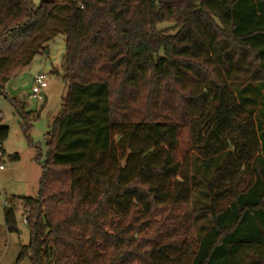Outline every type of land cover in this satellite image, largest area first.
Returning a JSON list of instances; mask_svg holds the SVG:
<instances>
[{
	"label": "trees",
	"instance_id": "obj_1",
	"mask_svg": "<svg viewBox=\"0 0 264 264\" xmlns=\"http://www.w3.org/2000/svg\"><path fill=\"white\" fill-rule=\"evenodd\" d=\"M57 36L67 94L36 196L9 200L29 229L17 264H264V156L239 98L264 83V0H0L15 112L5 85ZM8 133L0 120L1 148ZM166 206L204 225L160 245L146 235Z\"/></svg>",
	"mask_w": 264,
	"mask_h": 264
},
{
	"label": "rangeland",
	"instance_id": "obj_2",
	"mask_svg": "<svg viewBox=\"0 0 264 264\" xmlns=\"http://www.w3.org/2000/svg\"><path fill=\"white\" fill-rule=\"evenodd\" d=\"M38 6L39 0H31ZM161 29H172L171 23L159 25ZM57 36L47 44L45 53L35 56L30 64L20 69L5 85V93L10 88L20 91L13 98L24 104L21 112H15L9 101L0 94L1 124L9 129L6 140L2 143L0 156V264H17L20 247L29 242V229L24 223L25 210L21 202L13 205L9 202L21 198H34L38 192L41 167L46 158L45 136L51 122L61 108V101L67 94V87L62 82V60L64 41ZM46 75L47 87L42 91L41 100L29 98L33 76ZM9 97V96H8ZM241 102L247 111L255 110L252 120L257 125V133L262 144L264 156V83L248 86L240 93ZM259 105L258 108L256 106ZM26 129V130H25ZM176 158L182 160L187 152V130L179 129ZM14 208L15 231L9 232L4 223V208ZM160 213L150 217L154 229L146 235L154 238L160 245L174 244L193 237L197 229L204 225L202 219L190 216L185 207H160ZM153 228V227H152ZM19 264H30L25 259Z\"/></svg>",
	"mask_w": 264,
	"mask_h": 264
},
{
	"label": "built area",
	"instance_id": "obj_3",
	"mask_svg": "<svg viewBox=\"0 0 264 264\" xmlns=\"http://www.w3.org/2000/svg\"><path fill=\"white\" fill-rule=\"evenodd\" d=\"M47 87L46 83V75L43 73H39L33 76V83L31 87V93L29 95L30 99L33 100H41L42 99V91ZM2 148L0 147V156L2 155ZM1 169V166H0ZM25 223V218H24Z\"/></svg>",
	"mask_w": 264,
	"mask_h": 264
},
{
	"label": "water",
	"instance_id": "obj_4",
	"mask_svg": "<svg viewBox=\"0 0 264 264\" xmlns=\"http://www.w3.org/2000/svg\"><path fill=\"white\" fill-rule=\"evenodd\" d=\"M20 90L19 89H16V90H12V89H8L7 90V94H8V96L10 97V98H14L16 95H17V93L19 92Z\"/></svg>",
	"mask_w": 264,
	"mask_h": 264
},
{
	"label": "crops",
	"instance_id": "obj_5",
	"mask_svg": "<svg viewBox=\"0 0 264 264\" xmlns=\"http://www.w3.org/2000/svg\"><path fill=\"white\" fill-rule=\"evenodd\" d=\"M40 1V0H39ZM6 87V86H5ZM6 90V89H5Z\"/></svg>",
	"mask_w": 264,
	"mask_h": 264
}]
</instances>
